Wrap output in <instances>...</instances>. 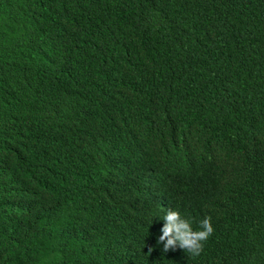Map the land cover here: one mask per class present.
I'll return each instance as SVG.
<instances>
[{
    "label": "trees",
    "instance_id": "trees-1",
    "mask_svg": "<svg viewBox=\"0 0 264 264\" xmlns=\"http://www.w3.org/2000/svg\"><path fill=\"white\" fill-rule=\"evenodd\" d=\"M0 264H264V0H0Z\"/></svg>",
    "mask_w": 264,
    "mask_h": 264
},
{
    "label": "clouds",
    "instance_id": "clouds-1",
    "mask_svg": "<svg viewBox=\"0 0 264 264\" xmlns=\"http://www.w3.org/2000/svg\"><path fill=\"white\" fill-rule=\"evenodd\" d=\"M164 224L157 244L163 245V252L177 249L199 256L203 251L204 242L213 234L211 218L206 217L200 222L199 231L193 230L190 221L181 217L178 211L169 209L163 219ZM153 251L149 248V253Z\"/></svg>",
    "mask_w": 264,
    "mask_h": 264
}]
</instances>
